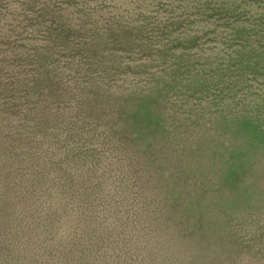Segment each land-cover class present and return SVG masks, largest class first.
Masks as SVG:
<instances>
[{
  "label": "rangeland",
  "instance_id": "rangeland-1",
  "mask_svg": "<svg viewBox=\"0 0 264 264\" xmlns=\"http://www.w3.org/2000/svg\"><path fill=\"white\" fill-rule=\"evenodd\" d=\"M0 264H264V0H0Z\"/></svg>",
  "mask_w": 264,
  "mask_h": 264
}]
</instances>
